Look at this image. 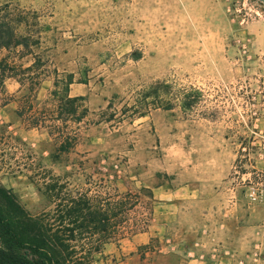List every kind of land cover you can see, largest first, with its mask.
I'll use <instances>...</instances> for the list:
<instances>
[{"label": "rangeland", "instance_id": "rangeland-1", "mask_svg": "<svg viewBox=\"0 0 264 264\" xmlns=\"http://www.w3.org/2000/svg\"><path fill=\"white\" fill-rule=\"evenodd\" d=\"M177 4L173 0H0V8H6L4 13L14 20L12 32L0 21V37L13 34L40 41L32 49L46 62V77L37 93L39 107H51L49 97L58 74L60 78L73 74L71 97H83L88 111L82 124L70 123L79 134L71 164L54 165L44 152L42 166L64 176L74 170L73 163L89 160L86 173L76 176L72 187L92 186L100 194L105 190L102 173L108 171L117 174L113 187L120 192L173 190L193 180L204 184L205 195H217L203 205L214 217L236 210L240 224L262 228L264 55L257 49L253 30L264 26V0H232L230 8L241 12L234 22L227 11L228 20L221 25L191 23L187 11ZM209 51L217 56L205 57ZM7 56L5 50L0 53L1 59ZM15 60L25 67L32 64L31 56ZM5 87L6 93L0 90V161L6 168H16V162H28L29 152L41 153L50 145L46 130L28 132L27 122L18 116L17 81L9 79ZM0 184L32 214L46 207L24 171L12 175L4 169ZM155 207L154 200L143 196L131 224L148 229ZM223 214L215 217L218 222L229 220ZM202 229L207 230L201 234L207 248L217 247L223 256L230 252L235 259L264 239L260 232L250 250L240 254L223 248L214 233L198 228ZM130 237L105 245L96 263L117 264L123 257L110 250Z\"/></svg>", "mask_w": 264, "mask_h": 264}, {"label": "trees", "instance_id": "trees-1", "mask_svg": "<svg viewBox=\"0 0 264 264\" xmlns=\"http://www.w3.org/2000/svg\"><path fill=\"white\" fill-rule=\"evenodd\" d=\"M5 10L0 8L1 26L12 32L14 20L4 13ZM39 44V40L13 34L0 37V53L8 52L6 58H0V90L6 93L7 80L17 81L21 104L18 116L27 122V129L46 130V143L50 145V149H42L41 153L29 152L28 162L23 165L16 162V168H6V163L0 161V174L4 169L12 175L24 171L46 201L42 211L32 214L12 190L0 184V264H95L105 245L147 230L140 229L137 223L131 224V220L141 206L143 196L154 200L153 191L142 188L139 192H120L114 188V182L119 178L110 171L102 173L103 194L94 192L92 186L73 188L72 180L86 173L89 160L73 163L74 170L64 176L42 166L44 152L49 153L47 159L54 165L62 161L71 164L79 134L71 130L70 123L82 124L88 111L82 104L83 97H71V86L75 83L73 74H64L60 78L57 73L49 97L51 107H39L37 93L46 77V70H43L46 62L32 50ZM12 54L17 55V60L31 56L32 64L29 67L18 65L16 58L11 60ZM11 139L20 141L17 137ZM2 157L0 154V160ZM80 157L85 159L87 155ZM15 159L13 154L11 160ZM89 179L92 182L93 176Z\"/></svg>", "mask_w": 264, "mask_h": 264}, {"label": "crops", "instance_id": "crops-1", "mask_svg": "<svg viewBox=\"0 0 264 264\" xmlns=\"http://www.w3.org/2000/svg\"><path fill=\"white\" fill-rule=\"evenodd\" d=\"M173 2L179 3L176 7L187 11L191 23L221 25L228 20L227 11L232 0ZM253 31L257 49L264 55V26L255 27ZM208 56L213 58L217 54L209 51L205 54V57ZM33 130L36 129L27 131ZM203 186L204 184L187 180L181 187L173 190L164 187L155 189L153 195L156 207L152 224L144 232L124 239L118 246L111 248L112 255L123 257L117 264H235V258L231 256L219 255L216 262L190 258L187 252L202 241L201 234L204 230L198 228L208 229L214 233L215 240L221 243L223 248L239 251L241 254L250 250V246L258 239V234L264 232V226L261 228L257 225L240 224L234 213L236 210L221 213L223 217H229V220L218 222L215 217L220 218L221 214L215 213L214 217L211 210L203 206L215 201L217 195H205ZM200 250L208 254L211 251L205 244Z\"/></svg>", "mask_w": 264, "mask_h": 264}, {"label": "built area", "instance_id": "built-area-1", "mask_svg": "<svg viewBox=\"0 0 264 264\" xmlns=\"http://www.w3.org/2000/svg\"><path fill=\"white\" fill-rule=\"evenodd\" d=\"M237 11L241 12L240 9H233V8L228 9V13L232 17H234L233 18L234 22H235L234 19L237 16ZM244 22L245 20H242L241 24H243ZM203 233L206 234L207 231L204 230ZM203 245L204 243L202 241L198 242L191 250L187 252V255L190 258H195L203 262L204 261L206 262L209 260L212 262H216L219 258V249L217 247L212 248L209 253L210 255H209L206 251L200 250V249H203ZM224 255L235 258L234 255L231 254L230 252H225ZM235 264H264V239L257 242L254 245L253 249L248 254H246L244 257L236 258Z\"/></svg>", "mask_w": 264, "mask_h": 264}]
</instances>
